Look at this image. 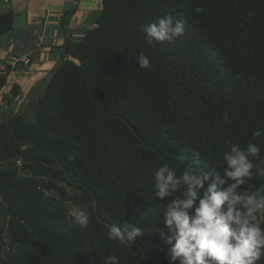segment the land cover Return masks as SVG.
<instances>
[{
	"label": "trees",
	"instance_id": "obj_1",
	"mask_svg": "<svg viewBox=\"0 0 264 264\" xmlns=\"http://www.w3.org/2000/svg\"><path fill=\"white\" fill-rule=\"evenodd\" d=\"M102 1L37 96L18 111L0 106V264H104L113 254L168 264L169 246L149 231L165 227L154 170L222 176L233 143L258 144L264 160V0ZM16 14L0 10V35ZM167 15L184 35L149 43L142 26ZM141 53L151 68H139ZM249 184L264 191V177ZM71 205L88 212L87 228ZM133 221L145 230L135 244L108 239L112 224Z\"/></svg>",
	"mask_w": 264,
	"mask_h": 264
},
{
	"label": "clouds",
	"instance_id": "obj_2",
	"mask_svg": "<svg viewBox=\"0 0 264 264\" xmlns=\"http://www.w3.org/2000/svg\"><path fill=\"white\" fill-rule=\"evenodd\" d=\"M141 31L149 43H163L183 36L185 26L167 15ZM136 60L139 68L152 67L143 53ZM260 153L256 143L231 144L218 164L222 176L193 166L178 172L169 163L154 170L153 198L161 202L158 214L165 227L152 223L149 231L169 246L168 264H259L264 259V191L249 184L254 175L264 177V167L253 162L260 160ZM193 156L200 158L198 152ZM71 216L75 225L88 227V212L77 209ZM144 234V226L134 221L108 229V239L125 247ZM104 264H120V258L110 255Z\"/></svg>",
	"mask_w": 264,
	"mask_h": 264
},
{
	"label": "crops",
	"instance_id": "obj_3",
	"mask_svg": "<svg viewBox=\"0 0 264 264\" xmlns=\"http://www.w3.org/2000/svg\"><path fill=\"white\" fill-rule=\"evenodd\" d=\"M16 15L13 30L0 35V71L7 70V83L0 90L4 94H14L19 86L17 95L25 102L31 98L34 88L44 82L49 72L56 67L60 60L66 58L64 46L68 42L80 40L85 31L95 26V19L103 7L102 0H8ZM63 13L61 19L59 13ZM27 55L29 64L14 61V55ZM22 66L19 82H9L13 70ZM6 72V71H5ZM31 84V89L24 84ZM7 87L8 90H7ZM5 95V96H6ZM4 96L0 100L5 108L14 107ZM1 98V95H0ZM15 102V101H14Z\"/></svg>",
	"mask_w": 264,
	"mask_h": 264
},
{
	"label": "rangeland",
	"instance_id": "obj_4",
	"mask_svg": "<svg viewBox=\"0 0 264 264\" xmlns=\"http://www.w3.org/2000/svg\"><path fill=\"white\" fill-rule=\"evenodd\" d=\"M8 8H10V4H9V3H4V2H2V0H0V10H5V9H8ZM23 70H25V69H23L22 66H17V67H16V70H15V71L13 70V76L9 79V82L12 83V82L16 81V82H19V83L23 84L22 79L19 78V74H20V72L23 71ZM47 78H48V76H46V78L44 79V82L39 83V84L34 88L33 92L31 93V98H34V97L37 96V94L40 92V89L42 88V86H43L44 83L46 82ZM27 87H28L29 89H31V84H30V82L24 84V88H27ZM8 88H9V87H7V90H8ZM31 98H30V99H31ZM20 99H21V98H20ZM0 100H1V99H0ZM20 103H21V106H22L23 104L28 103V101L25 102L24 99H23V100H21ZM27 105H28V104H27ZM0 106H2V105L0 104ZM3 117H4V116H3ZM77 209L81 210L80 208H77L76 206L71 205V211H73V210H77Z\"/></svg>",
	"mask_w": 264,
	"mask_h": 264
},
{
	"label": "built area",
	"instance_id": "obj_5",
	"mask_svg": "<svg viewBox=\"0 0 264 264\" xmlns=\"http://www.w3.org/2000/svg\"><path fill=\"white\" fill-rule=\"evenodd\" d=\"M63 16V13L61 12V13H59L58 14V17L61 19V17ZM13 60L14 61H16V62H18V61H23L24 63H25V65H28L29 64V61H30V58L27 56V55H20V54H18V55H14L13 56ZM0 95H1V98L0 99H2V98H4V96L6 95V94H4L2 91L0 92ZM7 96V95H6ZM5 96V97H6ZM9 96H10V98H13L14 99V101H15V106H16V111H18L19 110V105H20V102H21V99L19 98V96L18 95H13L12 93H10L9 94ZM1 105H3V104H1ZM4 107V106H3Z\"/></svg>",
	"mask_w": 264,
	"mask_h": 264
},
{
	"label": "water",
	"instance_id": "obj_6",
	"mask_svg": "<svg viewBox=\"0 0 264 264\" xmlns=\"http://www.w3.org/2000/svg\"><path fill=\"white\" fill-rule=\"evenodd\" d=\"M20 87L18 86L15 90H14V95H17V92H19Z\"/></svg>",
	"mask_w": 264,
	"mask_h": 264
}]
</instances>
